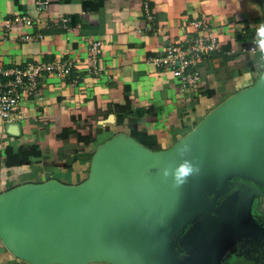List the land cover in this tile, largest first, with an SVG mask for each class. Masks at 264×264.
Segmentation results:
<instances>
[{
  "label": "crops",
  "instance_id": "crops-1",
  "mask_svg": "<svg viewBox=\"0 0 264 264\" xmlns=\"http://www.w3.org/2000/svg\"><path fill=\"white\" fill-rule=\"evenodd\" d=\"M21 16L37 24L26 28ZM0 21L11 24L0 27L4 69L56 60L78 66L67 79L45 76L39 96L27 97L12 122L0 119V193L45 182L47 174L80 184L97 148L118 134L167 150L264 74V50L255 43L264 23L259 0H0ZM198 22L214 33L220 49L199 64L200 87L192 91L157 61L171 42L197 35ZM28 34L44 37L26 41ZM95 44L101 50L96 78L85 72ZM83 110L93 117L91 127L71 122ZM10 124L19 126L18 136L8 132ZM78 135L94 141L80 143ZM9 156L18 163L9 164ZM0 264L28 263L0 240Z\"/></svg>",
  "mask_w": 264,
  "mask_h": 264
},
{
  "label": "water",
  "instance_id": "water-1",
  "mask_svg": "<svg viewBox=\"0 0 264 264\" xmlns=\"http://www.w3.org/2000/svg\"><path fill=\"white\" fill-rule=\"evenodd\" d=\"M8 132L18 136L19 126L10 124ZM185 161L200 171L178 184ZM230 176L264 186V74L167 150L118 134L97 148L80 184L47 174L45 182L0 193V240L28 264H220L252 224L247 205L234 204L233 211L230 204L201 233L182 236L214 208L203 192L224 194ZM201 236L210 242L207 252L199 250ZM181 248L188 253L182 256Z\"/></svg>",
  "mask_w": 264,
  "mask_h": 264
},
{
  "label": "built area",
  "instance_id": "built-area-1",
  "mask_svg": "<svg viewBox=\"0 0 264 264\" xmlns=\"http://www.w3.org/2000/svg\"><path fill=\"white\" fill-rule=\"evenodd\" d=\"M146 16L147 19H152L148 13ZM18 20L30 29L37 24L27 16H21ZM3 26L10 29L11 24L0 21V27ZM193 26L197 35L188 37L183 42H171L166 47L165 56L157 62L172 73L173 78L182 88L197 91L200 87L199 64L209 60L212 54L219 51L220 45L214 33L204 22L195 23ZM43 37L28 34L24 39L26 41L42 40ZM100 53L98 44H95L89 49L86 59L85 72L95 78L100 75ZM76 68L78 69V66L73 61L59 60L27 63L24 67L10 70L0 65V119L6 123L12 122L27 97L39 96V83L45 76L54 74L67 79ZM78 84L79 79L72 80V86Z\"/></svg>",
  "mask_w": 264,
  "mask_h": 264
},
{
  "label": "flooded vegetation",
  "instance_id": "flooded-vegetation-1",
  "mask_svg": "<svg viewBox=\"0 0 264 264\" xmlns=\"http://www.w3.org/2000/svg\"><path fill=\"white\" fill-rule=\"evenodd\" d=\"M227 183L226 192L220 196L203 192L205 200L213 202L214 208L207 210L201 219L190 223L182 237L201 233L204 222L224 216L230 204H233L235 211L234 204L241 202L243 207H249L252 224L244 228L243 234L234 238L223 253L220 264H264V186L239 176H230ZM198 246L200 251H209L210 242L207 237L201 236ZM187 253V250L181 248L182 256Z\"/></svg>",
  "mask_w": 264,
  "mask_h": 264
},
{
  "label": "clouds",
  "instance_id": "clouds-1",
  "mask_svg": "<svg viewBox=\"0 0 264 264\" xmlns=\"http://www.w3.org/2000/svg\"><path fill=\"white\" fill-rule=\"evenodd\" d=\"M256 45L258 48H260L261 50H264V23H261V25L256 29ZM185 150H187L188 145L184 146ZM200 171L199 167H197L196 165L185 161L184 164H182L180 166V168L177 170L176 172V180L178 184H182L184 183V178L192 175V174H196ZM165 176L168 175V171L167 169L164 170L163 173Z\"/></svg>",
  "mask_w": 264,
  "mask_h": 264
},
{
  "label": "trees",
  "instance_id": "trees-1",
  "mask_svg": "<svg viewBox=\"0 0 264 264\" xmlns=\"http://www.w3.org/2000/svg\"><path fill=\"white\" fill-rule=\"evenodd\" d=\"M77 121H81L83 126L91 127L92 126L93 117L87 110H83V113H82L81 116H75V117H73L71 119V122H77ZM78 140H79L80 143H83V144H89V143L94 141V139L91 138V137L83 138L80 135H78ZM8 154H10V152H8ZM9 159H10V156H9ZM12 163L13 164L18 163V161L14 162V161H12V159H10L9 160V164H12Z\"/></svg>",
  "mask_w": 264,
  "mask_h": 264
}]
</instances>
